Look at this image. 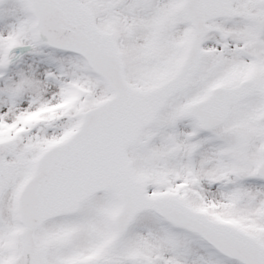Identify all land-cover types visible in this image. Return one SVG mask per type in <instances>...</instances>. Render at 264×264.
I'll return each instance as SVG.
<instances>
[{
  "label": "snow or ice",
  "instance_id": "snow-or-ice-1",
  "mask_svg": "<svg viewBox=\"0 0 264 264\" xmlns=\"http://www.w3.org/2000/svg\"><path fill=\"white\" fill-rule=\"evenodd\" d=\"M0 264H264V0H0Z\"/></svg>",
  "mask_w": 264,
  "mask_h": 264
}]
</instances>
